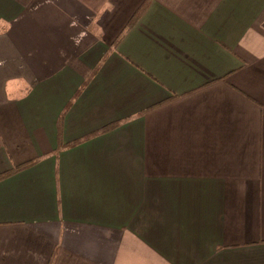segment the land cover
<instances>
[{"label":"crops","instance_id":"1","mask_svg":"<svg viewBox=\"0 0 264 264\" xmlns=\"http://www.w3.org/2000/svg\"><path fill=\"white\" fill-rule=\"evenodd\" d=\"M0 264H264V0H0Z\"/></svg>","mask_w":264,"mask_h":264}]
</instances>
